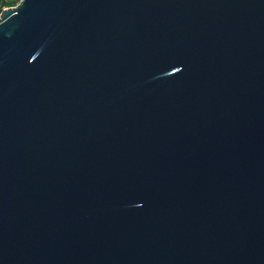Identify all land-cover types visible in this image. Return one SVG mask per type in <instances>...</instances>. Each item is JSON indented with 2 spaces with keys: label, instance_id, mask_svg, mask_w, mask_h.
Returning <instances> with one entry per match:
<instances>
[{
  "label": "water",
  "instance_id": "1",
  "mask_svg": "<svg viewBox=\"0 0 264 264\" xmlns=\"http://www.w3.org/2000/svg\"><path fill=\"white\" fill-rule=\"evenodd\" d=\"M0 264H264V0L5 8Z\"/></svg>",
  "mask_w": 264,
  "mask_h": 264
},
{
  "label": "built area",
  "instance_id": "2",
  "mask_svg": "<svg viewBox=\"0 0 264 264\" xmlns=\"http://www.w3.org/2000/svg\"><path fill=\"white\" fill-rule=\"evenodd\" d=\"M19 3V2H18ZM18 3H16V4H13V5H7V4H4L3 2H2V0H0V17H1V13H2V11L6 8H8V7H12V6H15V5H17Z\"/></svg>",
  "mask_w": 264,
  "mask_h": 264
},
{
  "label": "trees",
  "instance_id": "3",
  "mask_svg": "<svg viewBox=\"0 0 264 264\" xmlns=\"http://www.w3.org/2000/svg\"><path fill=\"white\" fill-rule=\"evenodd\" d=\"M20 0H2V2L4 4H7V5H13V4H16L18 3Z\"/></svg>",
  "mask_w": 264,
  "mask_h": 264
}]
</instances>
